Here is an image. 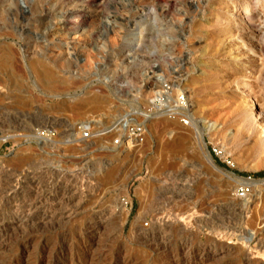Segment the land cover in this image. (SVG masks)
Listing matches in <instances>:
<instances>
[{
    "label": "rangeland",
    "instance_id": "rangeland-1",
    "mask_svg": "<svg viewBox=\"0 0 264 264\" xmlns=\"http://www.w3.org/2000/svg\"><path fill=\"white\" fill-rule=\"evenodd\" d=\"M228 15L226 0H0V264H85L92 257L100 264H188V251L194 264H209L213 251L221 264L264 263V249H257L264 242V182L240 181H264V131L243 121L252 107L236 83L253 68L247 47L221 25ZM165 81L188 99L191 125L154 119L141 146L78 141V124L107 125L136 102L147 107ZM69 102L85 104L73 111L63 107ZM198 123L202 133L212 126L202 143ZM43 127L58 131L55 142L33 140ZM108 166L117 169L112 180L103 176ZM243 187L249 191L240 197ZM75 196L71 206L84 203L74 207L73 220L36 231L17 226L20 207L62 213ZM237 199L248 208L242 234L232 229ZM142 200L143 227L179 211L189 230L151 252L133 230ZM210 212L222 215L214 231L203 222Z\"/></svg>",
    "mask_w": 264,
    "mask_h": 264
},
{
    "label": "bare ground",
    "instance_id": "bare-ground-1",
    "mask_svg": "<svg viewBox=\"0 0 264 264\" xmlns=\"http://www.w3.org/2000/svg\"><path fill=\"white\" fill-rule=\"evenodd\" d=\"M228 3H229V15L224 19V21H223V23L221 24V25H223V26H227L228 27V25H229V27L230 28H232L234 31H235V36H237L238 38L237 39H239L240 40V42L241 43H243V45H241V46H246L247 48H246V50L248 49V52H249V59L250 60H248L251 64H252V70L250 71V74H251V77H248V76H243V77H241V78H239L238 80H237V87H240V89H241V92H240V94L241 95H243V97H245V99H248V101H249V104H251V107H252V112L251 113H246L245 115H244V123H258V126H260L261 127V129H263V131H264V55L261 53V51H262V46H264L263 45V43L264 42H262V41H264V39H263V37H262V35H264V0H226ZM133 3V2H132ZM220 5V4H219ZM222 5V4H221ZM86 15V14H85ZM220 16V15H219ZM218 17V16H217ZM217 19V18H216ZM217 21V20H216ZM180 22V21H179ZM216 24V23H215ZM200 27V26H199ZM206 28V27H205ZM197 30H199V29H197ZM206 30V29H205ZM234 35V34H233ZM234 36V37H235ZM263 39V40H262ZM239 42V43H240ZM240 46V47H241ZM239 47V46H238ZM243 49V48H242ZM238 50V49H237ZM244 51V50H243ZM242 51V52H243ZM241 52V54H242V56H244V53H242ZM247 52V53H248ZM233 53V52H232ZM264 53V52H263ZM237 54V53H236ZM235 56H237V55H235ZM241 56V57H242ZM238 57V56H237ZM240 57V58H241ZM234 59V58H233ZM180 61V60H179ZM235 67V66H234ZM249 67H250V65H249ZM248 68V67H247ZM239 69V68H238ZM238 72V71H237ZM249 72V71H248ZM205 73V72H204ZM47 74V73H46ZM45 74V75H46ZM238 76V75H237ZM250 76V75H249ZM46 78V77H45ZM44 78V79H45ZM50 78H51V76H50ZM49 79V78H48ZM48 81V84L49 83H51L52 84V82L50 81V80H47ZM46 81V82H47ZM47 84V83H46ZM50 85V84H49ZM53 86V85H52ZM91 103H93V102H91ZM247 103V102H246ZM68 105H64L63 107L65 108V109H69V110H73V111H78V110H81L82 109V107H83V105L85 104V102H79V103H77V102H69V103H67ZM195 121V120H194ZM157 122V121H156ZM156 122H154V123H152L151 125H155L156 124ZM243 123V122H242ZM161 124V123H160ZM163 124V123H162ZM241 125V124H240ZM248 125V124H247ZM251 125V124H250ZM178 126V125H177ZM250 127V126H249ZM248 127V128H249ZM154 128V127H153ZM212 128V126L210 127V126H204L203 127V132L204 133H207V132H209L210 130H212L211 129ZM196 130L198 131L196 134H197V136H198V139H199V142L200 143H202L203 141H204V139H205V137H204V133H202L201 132V123H198V126H197V128H196ZM72 135V134H71ZM77 135H79V134H77ZM179 138H181V139H185L186 137H187V135L185 134V132H183V133H179V136H178ZM78 141H80L79 139H78ZM81 142V141H80ZM84 144H85V141H82ZM178 143V142H177ZM184 143V142H183ZM199 143V144H200ZM88 144V143H87ZM86 144V145H87ZM92 144V143H91ZM91 144H89V145H91ZM182 144V143H181ZM184 145V144H183ZM76 147H78V148H80V147H83V145H79V146H76ZM205 148V147H204ZM81 150V149H80ZM139 151H135V154L136 153H138ZM121 153H125L124 151L123 152H121ZM206 154V153H205ZM126 156H128V154L126 155ZM125 156V157H126ZM207 160H208V162H209V164L211 165V167L213 166V167H215L216 168V165L214 164V162H213V160L210 158V156L209 155H207ZM55 165V164H54ZM182 165V164H181ZM209 165V166H210ZM84 167V166H83ZM116 168V167H115ZM114 167H110V166H108V168L105 170V173H104V175L103 176H105V179H110L112 176H114V173H115V170H117V169H115ZM215 168H214V170H215ZM202 169V168H201ZM218 169V168H217ZM81 170V169H80ZM204 173V172H203ZM202 173V174H203ZM90 175V174H89ZM169 175V174H168ZM177 175V174H176ZM167 176V175H166ZM85 177V176H84ZM168 178V177H167ZM104 179V178H103ZM105 179H104V181H105ZM207 179H208V177H207ZM207 179H204L203 181H202V184H206V185H208L209 184V179H208V181H207ZM111 180H112V178H111ZM164 180V179H163ZM173 181H175V180H173ZM182 181V180H181ZM241 182H244V183H248V185L250 184V185H253V184H255V183H263L264 181H255V180H247V179H241L240 180ZM163 182V181H162ZM172 182V181H171ZM164 183H166V181H164L163 182V184ZM183 183H184V181H183ZM243 183V184H244ZM168 184V183H167ZM176 184V183H175ZM217 184V183H216ZM169 185V184H168ZM167 185V186H168ZM171 186V185H170ZM162 187V186H161ZM164 187V186H163ZM185 186H183V188H184ZM156 188H158V187H155L154 189L156 190ZM166 188H170V187H166ZM172 188H173V186H172ZM174 188H176V187H174ZM180 188V187H179ZM182 188V189H183ZM38 189V188H37ZM171 189V188H170ZM186 189V188H185ZM159 190H161L162 191V189H159ZM159 190H157V191H159ZM26 191V190H25ZM164 191V190H163ZM166 191V190H165ZM164 191V192H165ZM174 191V190H173ZM172 191V192H173ZM156 192V191H155ZM181 192V191H180ZM157 194H155V195H157V196H159L158 194H159V192H156ZM200 193V192H199ZM161 194V193H160ZM172 194V193H171ZM178 194V193H177ZM189 194V193H188ZM166 195V194H165ZM175 195V194H174ZM186 195V194H185ZM81 196V195H80ZM169 196H171V195H169ZM182 196V195H181ZM192 195H190V197H191ZM1 197V196H0ZM161 198H162V196H160ZM160 197H159V199H160ZM171 197H173V196H171ZM177 197H179V196H177ZM49 198V197H48ZM167 198V197H166ZM165 198V199H166ZM182 198H185L184 196L182 197ZM76 199H79V197L78 196H75L74 198H69V200H67V202H69L68 204H66V207H65V209H64V211L62 212V213H60L59 212V209H58V211L56 210V211H44L43 213H37V212H35L34 211V209H28L29 208V206H27L28 208L27 209H23V208H19V209H17L18 207L17 206H15V207H17L16 209L14 208V210H16L14 213H15V218H16V221H17V223H18V227L21 229V230H25V229H28L29 227H33V228H35V231H36V228H40V227H48V226H46V225H49L50 226V224H52V225H54L55 226V224H59V222L60 221H63V219L64 218H68V219H72V217L75 215L76 216V211L77 210H75L76 208H74V207H77L78 205H80L81 203H84V201L81 199V200H78L77 201V203H75L76 205H73V206H71L72 204H71V202L72 201H74V200H76ZM152 199H153V197H152ZM155 199V198H154ZM153 199V201H155ZM168 199V198H167ZM172 200H173V198H171ZM180 199H181V197H180ZM190 198L189 197H187L186 198V200H189ZM49 200V199H48ZM161 200V199H160ZM184 200V199H183ZM36 201V200H35ZM157 201V200H156ZM159 201V200H158ZM157 201V202H158ZM168 200H166V202H167ZM185 201V200H184ZM66 202V203H67ZM146 202L147 201H145V200H142V204H141V208L139 209V212L137 213L138 214V216H137V219H136V217H135V219H136V222L133 224V230L135 229V231H136V233H137V237H138V240L141 242L140 244L143 246L144 245V247L146 246L147 248H148V250L150 249L151 250V252L153 251V252H156V251H158L159 249H162V248H166V247H168V245H169V240H171L170 238L172 237V235H173V233L175 232V231H177V232H184V231H186V230H189L188 229V226H190V225H185V224H183V222L185 221V219L183 218V215H180V214H177V213H179V211L176 213V214H174V216L173 217H169L168 219H167V216H166V219H162V218H160L159 216L160 215H158V219L154 222L153 221V223L151 224V226H150V228H145V227H143V225H140L139 223V220H141L142 218H143V215H144V213H145V208H146V206L148 205V204H146ZM160 202V201H159ZM165 202V203H166ZM186 202V201H185ZM190 202H192V201H190ZM232 202V201H231ZM37 203V202H36ZM65 203V202H64ZM168 203H171V202H168ZM178 203V202H177ZM184 203V202H183ZM34 204V203H33ZM32 204V205H33ZM161 204H162V201H161ZM164 204V203H163ZM174 204V203H173ZM184 204H186V203H184ZM193 205H194V203H192ZM31 205V206H32ZM60 205V204H59ZM157 205V204H156ZM165 205V204H164ZM169 205V204H168ZM197 205V204H196ZM233 205H234V207L236 208V210L237 211H239V215H238V217H239V222L238 223H236V226L235 227H233L232 229L234 230V232L236 233H245L243 230H242V224H241V220H242V217H243V214H244V212H246L247 211V209H246V211H244L245 210V208L247 207V204H243V202L242 201H239L238 199L237 200H234L233 201ZM1 206V205H0ZM30 206V208H32ZM38 206H39V203H38ZM37 206V207H38ZM71 206V207H70ZM81 206H82V204H81ZM153 206V205H152ZM151 206V207H152ZM155 206V205H154ZM157 206H160V203L157 205ZM163 206V205H162ZM161 206V207H162ZM178 206V205H177ZM189 206V205H188ZM228 206V205H227ZM232 206V205H231ZM36 207V208H37ZM61 207H62V205H61ZM79 207V206H78ZM156 207V206H155ZM160 207V208H161ZM166 207H168V206H166ZM34 208H35V205H34ZM35 208V209H36ZM53 208V207H52ZM58 208V207H57ZM63 208H64V205H63ZM63 208H62V210H63ZM150 208V207H149ZM153 208V207H152ZM164 208V207H163ZM162 208V209H163ZM182 208V207H181ZM189 208H191V206H189ZM192 208H194V207H192ZM191 208V209H192ZM199 208V207H198ZM213 208V207H212ZM234 208V209H235ZM11 209V208H10ZM46 209V208H45ZM151 209V208H150ZM150 209H149V211H150ZM165 209V208H164ZM169 209V208H168ZM180 209V208H179ZM231 209V208H230ZM229 209V210H230ZM9 210V209H8ZM13 210V211H14ZM43 210V209H42ZM147 210V209H146ZM153 210V209H152ZM155 210V209H154ZM161 210V209H160ZM193 210V209H192ZM232 210V209H231ZM40 211V210H39ZM167 211V210H166ZM182 211V210H181ZM185 211H189V209L188 210H185ZM201 211V210H200ZM199 211V212H200ZM221 211V210H220ZM80 211H78L77 213H79ZM147 212H148V210H147ZM146 212V213H147ZM151 212V211H150ZM155 212V211H154ZM161 212V211H160ZM168 212V211H167ZM198 212V211H197ZM197 212H191V213H197ZM207 212V211H206ZM102 213V212H101ZM158 213V212H157ZM164 214H166L167 215V213H165V212H163ZM175 213V212H174ZM181 213H184L183 211L181 212ZM187 213H189V212H187ZM190 213V214H191ZM2 214V213H1ZM4 214V213H3ZM12 214V213H11ZM93 214H95V213H93ZM98 214V213H97ZM151 214V213H150ZM163 214V215H164ZM168 214H169V212H168ZM170 214H172L173 215V213L171 212ZM186 214V213H185ZM198 214V213H197ZM196 214V215H197ZM207 214V213H206ZM214 214V213H213ZM213 214L210 212L209 213V217L207 218V219H205L203 222L205 223V224H207V225H209V228L212 230V231H214V229H215V227H214V220H218V219H221L220 217H222V215L221 216H219L218 214V216L216 215V216H213ZM229 214V213H228ZM236 214V213H235ZM234 214V215H235ZM154 215H156L155 213H154ZM153 215V217L154 218H156L155 216ZM192 216H195V215H193V214H191ZM191 215H189V218H190V216ZM237 215H235V216H237ZM2 216H4V215H2ZM146 216V215H145ZM147 216H148V214H147ZM165 216V215H164ZM163 216V218H165ZM171 216V215H170ZM191 216V217H192ZM6 217V216H5ZM103 217H104V215H103ZM224 217H226V215L225 216H223V218ZM108 218V217H107ZM107 218L105 219V220H107ZM152 218V217H151ZM195 218V217H194ZM198 218V217H197ZM218 218V219H217ZM237 218V217H236ZM10 219V218H9ZM13 219V218H12ZM71 219H70V221H71ZM74 219V218H73ZM72 219V220H73ZM92 219V216L90 217V220ZM96 219V218H95ZM94 219V220H95ZM98 219V218H97ZM145 219V218H144ZM149 219V218H148ZM153 219V218H152ZM184 219V220H183ZM188 219V218H187ZM186 219V220H187ZM4 220V219H3ZM66 220V219H65ZM104 220V221H105ZM193 220V219H192ZM198 220V219H197ZM237 220V219H236ZM236 220H233V221H236ZM70 221H68V223H70ZM99 221V220H98ZM144 221V220H143ZM142 221V222H143ZM150 221H151V219H150ZM200 223H201V219L200 220H198ZM197 221V222H198ZM215 221V222H216ZM224 221V220H223ZM232 221V222H233ZM238 221V220H237ZM236 221V222H237ZM5 222V221H4ZM141 222V223H142ZM196 222V221H195ZM196 222V223H197ZM198 222V223H199ZM228 222V221H227ZM62 223V222H61ZM105 223V222H104ZM151 223V222H150ZM185 223H186V221H185ZM195 223V224H196ZM219 223H222V225H223V222L220 220L219 221ZM225 223V222H224ZM63 224V223H62ZM188 224V223H187ZM194 224V225H195ZM229 224V223H228ZM262 224V223H261ZM198 225V224H197ZM201 225V224H200ZM221 225V224H220ZM231 225H233V224H231ZM16 226V227H17ZM53 226V227H54ZM234 226V225H233ZM10 227V226H9ZM107 227V226H106ZM207 227V226H206ZM224 227V226H223ZM14 228V227H13ZM190 228H192V227H190ZM198 228H199V225H198ZM3 229V228H2ZM199 229H201V228H199ZM226 229V228H225ZM230 229V228H229ZM29 230V229H28ZM32 230V229H31ZM99 230V229H98ZM217 230V229H216ZM220 230V229H219ZM26 231V230H25ZM211 231V232H212ZM221 231V230H220ZM230 231H231V229H230ZM15 232H16V230H15ZM95 232V231H94ZM219 232V231H218ZM133 234H134V231L132 232ZM224 233V232H223ZM231 233V232H230ZM234 233V234H235ZM178 234H180V233H178ZM132 235V234H131ZM182 235V234H181ZM192 235V234H191ZM135 236V235H134ZM185 236V235H184ZM241 236V235H240ZM26 237V236H25ZM178 237V236H177ZM254 237H256V235L255 234H253V235H251V237L250 238H248L247 239V242H251L252 240H254ZM136 240H137V238H136ZM245 241V240H244ZM137 244H138V241L136 242ZM186 243V242H185ZM101 244V243H100ZM176 244V243H175ZM109 245V244H108ZM139 245V244H138ZM191 245V244H190ZM80 246V245H79ZM171 246V245H170ZM169 246V247H170ZM192 246V245H191ZM186 247V246H185ZM190 247V246H189ZM206 247V246H205ZM188 248V247H187ZM108 249V248H107ZM190 249V248H189ZM188 249V250H189ZM191 249H193V248H191ZM257 249H259L258 250V253L260 252V250H262V249H264V242L263 241H259L258 242V248ZM68 250V249H67ZM98 250V249H97ZM103 250V249H102ZM104 250H106V249H104ZM125 250V249H124ZM147 250V249H146ZM199 250V249H198ZM229 250V249H228ZM166 251V250H165ZM164 251V252H165ZM208 251V250H207ZM80 252V251H79ZM92 252V251H91ZM160 252V251H159ZM202 252V251H201ZM264 252V251H263ZM86 253V252H85ZM95 253V252H94ZM187 253V252H186ZM72 254H73V252H72ZM130 254V253H129ZM153 254H155V253H153ZM219 253L217 252V251H213L212 252V254H211V259H212V261L209 263V264H221L220 263V261H218V260H220V259H215L214 257L216 256V255H218ZM71 255V254H70ZM75 255V254H74ZM78 255V254H77ZM82 255V254H81ZM94 255V254H93ZM96 255H98V254H96ZM187 255L189 256V258L187 259V262H188V264H194V259L192 260V257H190V252L188 251V253H187ZM224 255V254H223ZM91 256V255H90ZM194 256V255H193ZM227 256V255H226ZM92 257V256H91ZM90 257V258H91ZM95 257V256H94ZM100 257V256H99ZM105 257V256H104ZM108 257V256H107ZM130 257V256H129ZM170 257V256H169ZM83 258V257H82ZM113 258V257H112ZM219 258V257H218ZM64 259V258H63ZM78 259V258H77ZM81 259V258H80ZM172 259V258H171ZM186 259V258H185ZM83 260V259H82ZM173 260V259H172ZM71 261V260H70ZM101 262H102V260H100ZM12 262V261H11ZM73 262H75V261H73ZM78 262V261H77ZM104 262V261H103ZM108 263H110L109 261H107ZM127 262V261H126ZM104 263H106V262H104ZM135 263V262H134ZM172 263V262H171ZM252 262L250 261V259L248 260V262H247V264H251ZM10 264V263H9ZM36 264V263H35ZM53 264V263H52ZM58 264V263H57ZM85 264H100L99 263V260H98V258H93L92 257V259H89V260H86V262H85ZM125 264V263H124ZM132 264V263H131ZM203 264H205V263H203ZM257 264H264L263 263V261H260V263H257Z\"/></svg>",
    "mask_w": 264,
    "mask_h": 264
},
{
    "label": "built area",
    "instance_id": "built-area-1",
    "mask_svg": "<svg viewBox=\"0 0 264 264\" xmlns=\"http://www.w3.org/2000/svg\"><path fill=\"white\" fill-rule=\"evenodd\" d=\"M158 118L178 122L185 126L191 125L194 120L188 99L184 94L179 93L169 81L161 83L153 92L149 106L144 107L136 102L119 115L114 116L111 123L102 125V119L100 122L88 120L78 124L74 128V133H79L78 139L85 142L110 138L111 146L114 147L126 146L129 143L141 146L147 139L149 122ZM95 124H100V126H95ZM57 137L58 131L53 127L37 128L32 133L33 140L39 143H52L57 140ZM248 191L247 187L240 188L238 195L244 197Z\"/></svg>",
    "mask_w": 264,
    "mask_h": 264
},
{
    "label": "water",
    "instance_id": "water-1",
    "mask_svg": "<svg viewBox=\"0 0 264 264\" xmlns=\"http://www.w3.org/2000/svg\"><path fill=\"white\" fill-rule=\"evenodd\" d=\"M244 179V178H243Z\"/></svg>",
    "mask_w": 264,
    "mask_h": 264
}]
</instances>
